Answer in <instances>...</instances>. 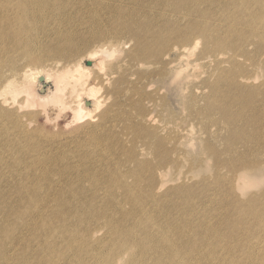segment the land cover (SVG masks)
Wrapping results in <instances>:
<instances>
[{"label":"bare ground","instance_id":"6f19581e","mask_svg":"<svg viewBox=\"0 0 264 264\" xmlns=\"http://www.w3.org/2000/svg\"><path fill=\"white\" fill-rule=\"evenodd\" d=\"M160 1L154 0L150 8L141 5L143 17L140 11L131 15L122 7L105 8V20L99 13L83 12L84 7L77 9L73 0H0V64L7 67L0 72V264H264V188L247 201L238 199L264 184V179L249 176L264 166V80L255 86L251 80L258 73L249 68L264 72V0H217L219 6L223 1L220 9L227 23L218 17L209 20L215 0L169 2L171 15L188 16L183 21L159 11ZM235 4L238 10L232 12ZM44 14L52 19L47 28L37 22ZM163 16L167 19L160 22ZM200 41L205 43L202 56L227 55L224 65L198 62L203 70L194 80L204 83L201 89L208 94L204 106L188 107L190 116L183 120H197L207 136L202 149L213 172L211 177L201 175L199 190L186 184L164 189L166 168L180 169L177 156L194 131L177 134L179 118H171L173 111L163 117L143 88L182 79L181 66L196 54ZM85 60L109 76L95 80L94 86V73L84 66ZM208 66L214 72L205 77ZM38 79L52 81L56 94H36ZM98 85L110 86L134 103L137 122L133 126L123 111L117 115L106 105L102 121L87 129H109L103 140L117 141L120 150L128 151L134 172L113 182L115 193L89 198L93 191L85 189V183L104 189L99 171L106 174L117 156L100 162L94 160L97 156H80L75 163L64 162V168L50 161L49 175L45 160L26 148L51 136L41 128L28 130L24 118L36 122L37 112L47 104L67 106L78 117L83 113L79 119L91 115L83 91ZM19 93L27 94L28 111L29 104L13 108L9 103ZM101 102L96 100L93 107L99 109ZM115 116L121 131L105 123ZM170 126L171 133L164 134ZM8 127L19 131L9 138ZM125 135L131 137L127 145L121 139ZM101 140L94 137L96 143ZM139 141L152 157L139 156ZM201 161L190 162L188 169L208 170ZM5 171L22 174L23 180L7 178ZM38 171L44 173L39 180L34 176ZM71 173L76 175L70 179ZM144 177L146 190L141 188ZM102 231L104 236L95 239Z\"/></svg>","mask_w":264,"mask_h":264},{"label":"rangeland","instance_id":"374dc122","mask_svg":"<svg viewBox=\"0 0 264 264\" xmlns=\"http://www.w3.org/2000/svg\"><path fill=\"white\" fill-rule=\"evenodd\" d=\"M75 3L73 5L77 6V9H80L82 7H84L83 12L85 11H91L93 13H99L101 15L102 18H104L105 20L108 18V14L109 12L105 9H113V11H118L121 10V7L124 8L126 11L125 12H129L131 15L134 14L136 11H140L141 16L143 17L144 14L143 12L140 10V6L141 5H148L149 8L154 6V0H125L124 2H119V1H114V0H73ZM89 1V2H87ZM171 1H175V0H161L157 5V9L159 11H165L166 17H170L173 21L176 20H182L184 18H188L187 15L184 14H176V15H171L170 14V8L168 6V3ZM87 2V3H85ZM223 5V1L221 3V6H219V3L217 0H215L210 6L209 9L211 10V16L209 17V20L215 21L218 18L222 19L223 22H226V19L223 15V11L222 9H220V7L222 8ZM238 5L235 4L233 5L230 9L232 12H234L235 10H238ZM257 8V6H256ZM208 10V8H206ZM258 9V8H257ZM19 12V11H17ZM80 12V11H78ZM77 12V13H78ZM80 15V14H78ZM165 16L160 18V22H163V20H166ZM46 18L47 21H44ZM40 25L44 26V27H49L52 23V19L51 16L49 14H44L43 17L40 16L38 21ZM247 23V21H246ZM40 32V31H39ZM38 32V33H39ZM259 34H262V32H260ZM205 46V43L203 41L199 42V45L197 47V52L195 55L188 57L186 64L183 63V65L181 66L184 70V76L182 79H180L179 81H177L176 83H174L173 81H167L164 85H155V86H150V87H145L143 88L145 91H147V93L149 94V96L153 97L154 101H157L156 103V109L161 111L163 113V117H167V116H171L170 113L171 111L174 112V114L171 116V118L176 115L177 118H179V121L177 122L176 128L174 129L176 131L177 134L181 133V134H185V132H187V130L193 128V134L190 135L188 137V141L186 143V145H183V149L180 150L179 155L177 156L181 161V167L180 169H175L172 167L166 168V172H167V176L163 177L162 180H164L163 183H165V187L164 189L168 188V187H174V186H180L183 184L189 185L190 187L193 188V186H196L197 189H200L201 183H200V178L201 175L202 177H211V165L212 162H210L207 159V155L204 154V151L202 149V145L204 144V140L207 137L205 134H202L200 129L198 128L197 125V120H192L189 122L183 121L185 119H187V117L190 116L191 110H189L188 107H198L204 106V102L202 101V99H204L206 97V95L208 94V91L202 90L201 88L203 87L204 83H199L198 81L195 82L194 80V76L196 75V73L198 71L203 70L202 66H197L198 62L207 66V65H216L218 61L221 62L222 65H224V59L226 58L227 55L223 54H217V57H205L202 56L200 53L203 49V47ZM248 50L250 52H252L254 49L252 47H247ZM264 56V55H263ZM116 57V55H115ZM115 57H113V59H115ZM200 58H203L201 60H199ZM111 59V58H110ZM109 59V60H110ZM259 60V57L257 58ZM23 62V60H21ZM25 61V58H24ZM87 63V64H86ZM248 63L250 64L251 62L248 61ZM176 64V63H175ZM84 66L87 68H91L90 72L94 73L92 76L90 75V79L93 80L92 84H94V86L96 85V81L95 80H99L100 78L102 79V77H108L109 74L108 72L104 69L103 72H100L101 69L103 68H94L93 67V63L90 62L89 60H85L84 61ZM197 66V67H196ZM157 66H150L151 70H155ZM94 68V70H93ZM250 71H256L257 75V79H252L251 81H255L254 85L257 86V84L261 83L264 80V72L260 69L254 68L252 66H249ZM7 67L5 64H0V72H6ZM210 66H208L206 68V70L208 71L205 74V77L208 76V73L214 72L212 69L210 70ZM106 71V72H105ZM104 73V74H102ZM107 75V76H106ZM174 79V76H172ZM201 80V79H200ZM190 81H193L190 84ZM40 82V83H38ZM38 82L36 81L35 84V93L36 94H40V95H46L47 94L49 96H53L55 95L56 91H55V86L53 85L52 81L49 80H40L38 79ZM195 82V83H194ZM42 83V84H41ZM39 87H38V86ZM41 85V87H40ZM43 88L44 92H41ZM94 89H84V94L82 96V99L85 101H83L84 106H86L88 108V111L91 112V115H86L85 117H83L82 119H79V117H81L82 115H84L83 113H81L78 117V115L73 112L71 110V108L64 106V105H49V106H45L43 110H39L37 113H40V117L39 120H37L36 122H30V120H28L27 117L24 118L25 120V124H26V128L30 131L35 130V128L38 129H42L43 132H45L46 134L50 135V138H40L38 140H36L34 143L38 142L39 145L38 146H34V143L27 146L26 150L31 154V155H39L41 156V159H44L45 162H50L53 161V164L55 167H62L64 168V162H66L68 160V162H76L77 161V157H86L88 155H91L92 157L97 156L96 158L94 157V160L96 162H100V160H108L111 161L113 160V158H115L117 156V158L113 161V163L111 164V166H109L105 171L106 174L103 171H99L100 172V177H101V181H100V185L101 183L105 185V188L102 189L101 191L98 190V186H93L88 188V184L85 183V189H92V194L89 193V198L92 197V195H96L99 197V195L101 196H109L113 193H115V190L112 188L113 186V182L116 181L117 179H119L120 176L128 174V173H132L134 172V166L133 164H131L130 162H128V151L127 150H120L118 148L119 144L117 141H105L103 140V138L109 134L110 131H108L109 129H99L96 130L94 132H90V129H87V127L89 125H98L102 119H101V114L103 113L102 110L105 108L106 105L109 106H113V111L117 114V115H121L120 111H123V113L129 118V121L132 122V125L134 126L136 124V120H137V116L136 113L134 111L135 105L134 103L131 104L129 101H126V99L124 97H121L119 95V91L113 90L112 88H110V86L108 88H105L102 85H98V89L97 87H93ZM47 90V91H46ZM202 90V91H201ZM88 91V92H87ZM44 93V94H43ZM206 94V95H205ZM20 97H14L12 99H8L9 103H12L13 105H15L13 108L17 107L16 104H22L24 106H27V111L29 110V108H31L30 106V102L26 101L27 103H25V100H27L28 98L26 97L27 94L24 93V95L22 93H19ZM23 95V96H21ZM165 96V98H160L161 96ZM205 95V97H204ZM193 96H196L193 97ZM190 98L194 99L192 102L190 101ZM100 100L102 101L100 103V107L98 108H94L93 106L95 105V101L96 100ZM187 99V100H186ZM120 100V103H118V101ZM186 100V101H185ZM185 101V102H184ZM198 105H196L197 103ZM92 104V106H91ZM94 104V105H93ZM114 104H119L118 105H114ZM63 108H62V107ZM12 108V109H13ZM40 108V107H39ZM72 108L74 109L75 106L72 105ZM32 108V111H34ZM96 109V110H95ZM36 110V109H35ZM37 111V110H36ZM160 112V113H161ZM135 115V117H134ZM134 117V118H133ZM126 121V120H125ZM127 122V121H126ZM105 123L107 124V126H114V130L115 131H119L122 128L121 123L119 122V119L115 116L112 117L108 120L105 121ZM85 125L86 128L85 129H80L79 127ZM192 126V127H188V126ZM171 127V128H170ZM168 128H166L165 133L166 135L170 134L172 129V126H170ZM1 129V128H0ZM8 132H9V138L10 136H12L14 133L16 134L19 129L16 127H12L9 128L8 127ZM121 131V130H120ZM225 134H223L224 136ZM101 137V141L100 143H96L94 141V137ZM122 141L127 145L129 144L128 141L131 140V137L129 135H125L124 137L122 136ZM22 143H26L28 140H21ZM95 142V144H94ZM211 144H215V142L211 141ZM86 144V146H85ZM89 144H91L89 146ZM92 145H95L92 147ZM97 145V146H96ZM113 146L114 149L109 152L107 150L108 147ZM135 147V151L139 154V156L141 158H150L152 157L151 152L149 150H146L145 147L142 146L141 142H137ZM23 148V145L21 147ZM175 156V158H177ZM200 157V158H199ZM15 158H19V155L17 154L15 156ZM199 158V159H197ZM201 159H203V161H205L203 164L205 167H207L208 170H204L201 173H199L198 171H191L188 169V165L189 163H194L196 161H201ZM63 161V162H62ZM44 165L47 166L48 168V173L49 175H52V164L50 163H45ZM202 162V161H201ZM206 163V164H205ZM6 172V171H5ZM251 172V174L249 175L250 177H259V179H264V166L261 169V172ZM7 178L12 177V178H16L17 182H21L23 180V175H19V174H11V173H7ZM44 173L38 171L36 172V174L34 175L35 178H37L38 180L41 179L43 177ZM75 173H71L69 178L71 179L72 177H75ZM222 177H228L227 175H225V172L221 173ZM213 178V176H212ZM108 180L111 181V184L108 185ZM129 182L132 181V178H130L128 180ZM61 185H64V182H61ZM142 190H146L148 188V179L147 177H144L142 179V186H141ZM151 188V187H150ZM149 188V189H150ZM222 189H227L224 186L221 187ZM262 188H264V184L262 185V187L256 188V187H252L247 193L246 195H238V199L242 200V201H247L250 198L257 196L260 194ZM231 199H233L234 197L231 196ZM101 206V205H99ZM226 227V226H225ZM230 228L234 229L233 226L231 225ZM104 231L98 233L95 235V239H101L102 236H104ZM1 255V253H0Z\"/></svg>","mask_w":264,"mask_h":264},{"label":"water","instance_id":"95a60500","mask_svg":"<svg viewBox=\"0 0 264 264\" xmlns=\"http://www.w3.org/2000/svg\"><path fill=\"white\" fill-rule=\"evenodd\" d=\"M41 92H44V91H41Z\"/></svg>","mask_w":264,"mask_h":264}]
</instances>
